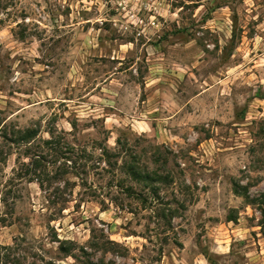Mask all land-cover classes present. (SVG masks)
<instances>
[{"label":"rangeland","instance_id":"1","mask_svg":"<svg viewBox=\"0 0 264 264\" xmlns=\"http://www.w3.org/2000/svg\"><path fill=\"white\" fill-rule=\"evenodd\" d=\"M258 91L264 0H0L1 125L94 154L65 187L48 165L40 187L1 140L7 264H264ZM130 153L166 182L128 178Z\"/></svg>","mask_w":264,"mask_h":264},{"label":"trees","instance_id":"2","mask_svg":"<svg viewBox=\"0 0 264 264\" xmlns=\"http://www.w3.org/2000/svg\"><path fill=\"white\" fill-rule=\"evenodd\" d=\"M257 96L259 98L264 99V92L258 91ZM1 122L2 121H0V162H4L6 159V155L2 153L4 151L1 148V140H3V142H6L9 145L23 147L22 155L25 157H29L30 161L28 164L21 162L20 165H24V170H22V168L20 167V170L16 171L15 175L22 178L26 177V179H28V182L38 181L40 187L43 186L39 177H47V175L49 174L47 170L48 165L51 164L55 166V172L54 174H52L51 179L60 183L64 182L65 187L66 181L63 178L64 174L71 173L74 176L79 177L76 169L82 168V170H84L86 166L89 167L87 165V162H89V160L93 159L94 157L93 152L88 151L85 146L81 149H76L75 146L70 145L65 140V137L60 133L49 131V138L44 139L39 144H35V141L37 139L36 137L38 135L37 128H13L11 133L8 135L7 130L3 128L4 123L1 125ZM117 143H120L119 139H117ZM98 144L99 145L96 148L100 150V153L97 155L96 159H99V161L104 160L109 166H111L112 164L110 163V160L111 158L116 157L117 154L110 148H108L107 145H105L104 143L101 142ZM156 147L159 148L158 145H156ZM130 157V160L125 161L121 168L122 170H124L127 177L130 178L132 181L142 183L143 186H148V184L154 186L160 181L166 182L169 174L160 175V173L155 171L150 172L147 170H143V168L140 167L139 161H137V155H135L134 153H130ZM77 158H83V164H77ZM124 182L125 179L120 180L122 192H124L127 196H133L135 194L140 198V194L136 193V191H134L131 185H125ZM153 189L155 190L156 187H154ZM244 191H246L245 188ZM55 192L56 190L54 191V193ZM48 198L50 199L49 196ZM62 203L64 204V201ZM258 203L261 215L259 224L261 226L262 233H264V193L260 195ZM63 209L64 206H61L58 210L62 211ZM231 220H234V217L228 218V221ZM95 244L96 243L91 240L88 243V245H90V247L92 248H95ZM8 248V246L0 245V264H7V255L5 252H3V250H7ZM59 248L64 252H69V250L71 249L70 247H63V242L62 244H60Z\"/></svg>","mask_w":264,"mask_h":264}]
</instances>
